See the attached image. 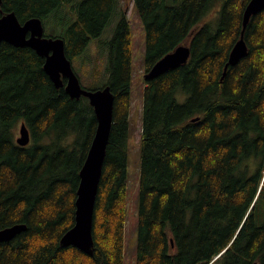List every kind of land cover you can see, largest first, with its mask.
Masks as SVG:
<instances>
[{"label": "trees", "instance_id": "obj_1", "mask_svg": "<svg viewBox=\"0 0 264 264\" xmlns=\"http://www.w3.org/2000/svg\"><path fill=\"white\" fill-rule=\"evenodd\" d=\"M174 1L133 0L145 29V73L179 46L190 51L186 64L144 82L135 264H264V9L244 30L247 55L223 75L250 0ZM1 2L0 18H39L70 60L114 11L120 22L102 42V88L114 105L91 256L59 241L74 224L93 108L56 88L33 50L0 43V230L26 226L0 243V264H124L133 54L125 9L120 0ZM21 124L30 134L25 147L14 139Z\"/></svg>", "mask_w": 264, "mask_h": 264}, {"label": "water", "instance_id": "obj_2", "mask_svg": "<svg viewBox=\"0 0 264 264\" xmlns=\"http://www.w3.org/2000/svg\"><path fill=\"white\" fill-rule=\"evenodd\" d=\"M1 3L0 0V5ZM263 9L264 0H250L244 8L241 35L229 54L223 75L229 65H235L247 55V47L243 40L244 30L250 18ZM1 42L16 48L26 47L33 50L37 56L44 58L43 69L56 88L64 87L65 92L72 99H79L81 96L87 98L93 108L97 125L79 172L74 224L59 241L62 248L74 247L87 255H92L94 206L112 125L114 95L110 92L109 87L93 91L82 87L73 71L71 60L65 54L64 40L46 37L39 18H31L20 23L14 12L6 13L0 18ZM189 56V47H177L173 52L157 61L144 74V81L157 78L168 70L186 64ZM63 79H65V83H63ZM18 133L19 136L15 139L16 144L21 147L27 146L30 142V134L24 124L20 125ZM25 229V225H14L1 229L0 243L10 241Z\"/></svg>", "mask_w": 264, "mask_h": 264}, {"label": "rangeland", "instance_id": "obj_3", "mask_svg": "<svg viewBox=\"0 0 264 264\" xmlns=\"http://www.w3.org/2000/svg\"><path fill=\"white\" fill-rule=\"evenodd\" d=\"M167 5H173L174 0H165ZM120 6L125 9L131 31L132 40V81H131V105L128 115V156H127V209L124 229V264H135L138 240V213H139V178L141 165V131H142V108L144 91L145 70V29L140 20L138 11L133 0H120ZM120 15L115 11L110 23L105 27L102 34L92 39L88 47L80 56L71 58L73 71L77 75L81 85L88 90H97L104 86L109 73L107 71V48L102 42L111 39ZM204 17L200 25L206 23ZM44 35L59 36L48 31L44 26ZM54 38V37H52ZM98 74L100 77H98ZM19 126L16 128L15 139L19 136Z\"/></svg>", "mask_w": 264, "mask_h": 264}, {"label": "bare ground", "instance_id": "obj_4", "mask_svg": "<svg viewBox=\"0 0 264 264\" xmlns=\"http://www.w3.org/2000/svg\"><path fill=\"white\" fill-rule=\"evenodd\" d=\"M118 2V1H117ZM214 2H217V1H214ZM176 4V3H175ZM174 5V4H173ZM213 5V3L211 4V6ZM218 5V4H217ZM169 6V5H168ZM210 9V8H209ZM121 13H122V11H121ZM125 14V13H124ZM201 18V17H200ZM69 20V19H68ZM201 20V19H200ZM120 22V21H119ZM215 26V25H214ZM55 29V28H54ZM55 38V37H54ZM240 38V37H239ZM16 48V47H15ZM108 56V55H107ZM103 89V88H102ZM14 139H15V137H14ZM16 143V142H15ZM127 144V143H126ZM78 183V182H77ZM77 191V190H76ZM125 196V195H124ZM75 206V205H74ZM75 208V207H74ZM75 215V214H74ZM14 226V225H13ZM73 226V225H72ZM9 227H11V226H9ZM4 229V228H3ZM65 234V233H64ZM61 247V246H60ZM91 256V255H90Z\"/></svg>", "mask_w": 264, "mask_h": 264}]
</instances>
